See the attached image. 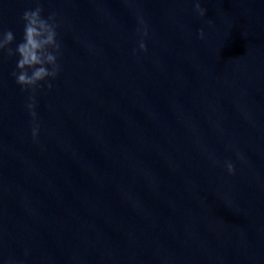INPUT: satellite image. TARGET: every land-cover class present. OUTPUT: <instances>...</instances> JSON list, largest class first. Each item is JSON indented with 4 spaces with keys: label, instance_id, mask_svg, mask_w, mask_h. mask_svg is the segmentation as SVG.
I'll return each mask as SVG.
<instances>
[{
    "label": "clouds",
    "instance_id": "9594fccd",
    "mask_svg": "<svg viewBox=\"0 0 264 264\" xmlns=\"http://www.w3.org/2000/svg\"><path fill=\"white\" fill-rule=\"evenodd\" d=\"M196 12L203 17L206 9L201 7L200 0L195 3ZM43 8L37 4L34 9H27L23 12L21 20L24 23L23 39L16 44L15 48L11 45L15 41V35L12 30L0 32V54L6 53L7 56H17L16 68L18 71L13 72L17 84L22 88H32L35 90L41 81L47 78H55L59 72L58 54L60 44L57 41V24L54 15L45 18ZM147 35V32H144ZM203 29L199 30V36L202 39ZM140 49L147 51L146 45L141 41ZM51 66V67H49ZM51 87V85H48ZM31 110L33 105H28ZM33 117L36 116L31 111ZM38 133V126L33 129V137ZM227 171L232 174L235 171L234 165L227 164Z\"/></svg>",
    "mask_w": 264,
    "mask_h": 264
}]
</instances>
